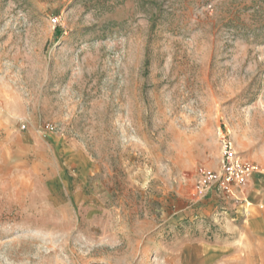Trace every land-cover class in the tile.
Instances as JSON below:
<instances>
[{
	"label": "rangeland",
	"instance_id": "obj_1",
	"mask_svg": "<svg viewBox=\"0 0 264 264\" xmlns=\"http://www.w3.org/2000/svg\"><path fill=\"white\" fill-rule=\"evenodd\" d=\"M0 264H264V0H0Z\"/></svg>",
	"mask_w": 264,
	"mask_h": 264
},
{
	"label": "built area",
	"instance_id": "obj_2",
	"mask_svg": "<svg viewBox=\"0 0 264 264\" xmlns=\"http://www.w3.org/2000/svg\"><path fill=\"white\" fill-rule=\"evenodd\" d=\"M46 128L53 129L50 125ZM259 172L261 170L256 164L236 153L229 139L223 138L222 157L218 170L200 171L193 192L198 198L214 195L223 200L246 203L242 196L249 182Z\"/></svg>",
	"mask_w": 264,
	"mask_h": 264
}]
</instances>
